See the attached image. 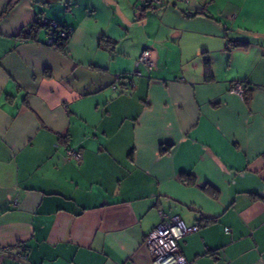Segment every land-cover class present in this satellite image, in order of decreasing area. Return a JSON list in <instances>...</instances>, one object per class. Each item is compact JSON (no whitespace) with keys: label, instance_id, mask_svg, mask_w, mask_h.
<instances>
[{"label":"crops","instance_id":"obj_1","mask_svg":"<svg viewBox=\"0 0 264 264\" xmlns=\"http://www.w3.org/2000/svg\"><path fill=\"white\" fill-rule=\"evenodd\" d=\"M190 1L0 16L1 264H151L161 211L198 227L187 264H264V0ZM47 23L70 30L62 49Z\"/></svg>","mask_w":264,"mask_h":264},{"label":"built area","instance_id":"obj_2","mask_svg":"<svg viewBox=\"0 0 264 264\" xmlns=\"http://www.w3.org/2000/svg\"><path fill=\"white\" fill-rule=\"evenodd\" d=\"M145 7H152L154 5H160L165 0H139ZM185 4H189L190 0H183ZM41 22V21H40ZM42 23V22H41ZM44 23V24H43ZM42 24L45 25V22ZM48 25V38L47 43L53 44L54 30H57V35L62 40H68L70 30L66 27H62L56 23H47ZM64 44V43H63ZM144 69L145 74H149L154 68V53L150 48L144 49L137 62ZM135 77H142V72H135ZM130 86L133 88L134 83L131 82ZM244 91L243 85L237 82L233 85L231 93L238 96H242ZM68 158L74 159L76 162L81 161L80 152L73 148L66 150ZM159 224L154 228L146 237L145 244L147 251L151 258V264H187V261L181 255L179 251L178 242L189 234H192L198 230L196 225L188 226L178 216L168 217L164 212H159ZM19 258H25L26 248L23 244H18ZM1 252H9V248L0 247V264H1Z\"/></svg>","mask_w":264,"mask_h":264},{"label":"trees","instance_id":"obj_3","mask_svg":"<svg viewBox=\"0 0 264 264\" xmlns=\"http://www.w3.org/2000/svg\"><path fill=\"white\" fill-rule=\"evenodd\" d=\"M18 2V0H11L8 4H7V6L3 9V11L1 12V15L0 16H4L7 12H9L13 7H14V5L16 4ZM143 6V5H142ZM145 7V6H144ZM150 8V7H149ZM34 26H41L38 22H35V24H34ZM57 30H54V41H53V46L55 47V48H59V49H62L63 47H64V44L67 42V40H62V39H60V37L57 35ZM64 43V44H63ZM144 74L145 73H143L142 72V77L144 76ZM134 78H135V76H134V73L130 76V83L131 82H133L134 83ZM138 78H140V77H138ZM134 85H135V83H134ZM243 85V84H242ZM129 87H130V89L132 88L130 85H129ZM243 88H244V91H243V93L245 92V87H244V85H243ZM243 95V94H242ZM68 149V148H67ZM66 149V150H67ZM169 150H170V147H161V150H160V152H161V154H167L168 152H169ZM189 180H191V181H193L192 179H190V178H184V177H181V181L182 182H186V181H189Z\"/></svg>","mask_w":264,"mask_h":264},{"label":"water","instance_id":"obj_4","mask_svg":"<svg viewBox=\"0 0 264 264\" xmlns=\"http://www.w3.org/2000/svg\"><path fill=\"white\" fill-rule=\"evenodd\" d=\"M193 7H194V4L190 2V3L188 4V9H187L188 12H187V13H191Z\"/></svg>","mask_w":264,"mask_h":264},{"label":"rangeland","instance_id":"obj_5","mask_svg":"<svg viewBox=\"0 0 264 264\" xmlns=\"http://www.w3.org/2000/svg\"><path fill=\"white\" fill-rule=\"evenodd\" d=\"M154 228H156V226H155ZM154 228H153V229H154Z\"/></svg>","mask_w":264,"mask_h":264}]
</instances>
